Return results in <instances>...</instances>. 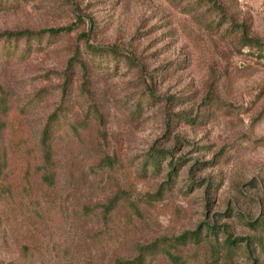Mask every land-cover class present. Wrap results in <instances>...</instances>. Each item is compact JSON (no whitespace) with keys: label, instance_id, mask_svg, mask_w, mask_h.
Returning a JSON list of instances; mask_svg holds the SVG:
<instances>
[{"label":"rangeland","instance_id":"374dc122","mask_svg":"<svg viewBox=\"0 0 264 264\" xmlns=\"http://www.w3.org/2000/svg\"><path fill=\"white\" fill-rule=\"evenodd\" d=\"M0 35V264H264V0H0Z\"/></svg>","mask_w":264,"mask_h":264},{"label":"trees","instance_id":"16d2710c","mask_svg":"<svg viewBox=\"0 0 264 264\" xmlns=\"http://www.w3.org/2000/svg\"><path fill=\"white\" fill-rule=\"evenodd\" d=\"M48 33L50 34H58V29L57 30H47ZM61 31V30H60ZM43 32H38V33H27V32H15V33H7V37H14V38H20V37H24V36H31V35H39L42 34ZM1 37V35H0ZM94 51L98 50L97 48H93L91 47ZM62 115V110L61 109H56L46 120V123L42 129L41 132V141L43 143L45 142H49L52 140V138L54 137L55 133L57 132L58 129V125L60 124V117ZM157 155H159L160 153H156ZM173 170H174V166H173ZM251 225V228H258L261 231H264V219L260 218V219H256L255 221H251L249 222ZM208 229L211 227H207ZM264 236V234L262 235ZM201 237V228L199 227L197 230L195 231H188V232H184L182 233L180 236L178 237H174L172 238V241L174 242L175 245H185L188 241L192 240L195 242H198L200 240ZM231 244L234 243V241L230 242L227 241ZM157 245L156 243H152L146 246H142L140 248V252L139 254L133 258V259H124V260H115L113 264H143L144 261V251H154V249H156ZM164 253L166 254V256L175 264H180L179 259L180 257L175 255L174 253H172L170 250L168 249H164Z\"/></svg>","mask_w":264,"mask_h":264}]
</instances>
